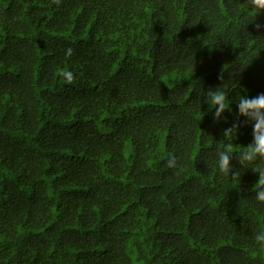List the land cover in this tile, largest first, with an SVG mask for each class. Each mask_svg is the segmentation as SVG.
Returning a JSON list of instances; mask_svg holds the SVG:
<instances>
[{
  "label": "trees",
  "instance_id": "obj_1",
  "mask_svg": "<svg viewBox=\"0 0 264 264\" xmlns=\"http://www.w3.org/2000/svg\"><path fill=\"white\" fill-rule=\"evenodd\" d=\"M255 23L246 0H0V264H264V160L236 159Z\"/></svg>",
  "mask_w": 264,
  "mask_h": 264
},
{
  "label": "clouds",
  "instance_id": "obj_2",
  "mask_svg": "<svg viewBox=\"0 0 264 264\" xmlns=\"http://www.w3.org/2000/svg\"><path fill=\"white\" fill-rule=\"evenodd\" d=\"M53 3H60V0H52ZM246 4L250 7L253 12L257 13V16L260 14H264V0H246ZM254 27L257 31L264 30V25L260 23H255ZM73 54V49L68 48L66 50V55L71 57ZM60 76L65 79V81L71 84L75 76L70 71H62ZM207 97L210 98V104L215 109V116L213 117L214 122H218L221 115L228 111V102L226 98V94L220 88H217L215 91L211 89L207 92ZM237 107L239 109V115H245L248 112H253L256 114V118L258 123L255 125L253 129V138L254 144L246 147L245 151L240 153L236 159L239 164L243 167L245 166V162H255L257 158L264 160V93L260 94L257 99L248 100L245 97H242L239 103H237ZM240 128V121L237 119L236 123L232 124L230 128H227L223 132V136L227 141L225 145V150L218 152V167L220 172L225 175H229L230 172L233 171L232 168V158L233 155L231 153V149L233 144L231 142V137L235 136ZM167 166L169 168H174L176 166V161L174 157H170ZM260 172V176L257 184L261 186V190H259L256 194V198L259 202L264 203V168H254L253 172ZM239 176V173H236L235 177ZM234 177V178H235ZM256 241L264 246V233H258L256 236Z\"/></svg>",
  "mask_w": 264,
  "mask_h": 264
}]
</instances>
